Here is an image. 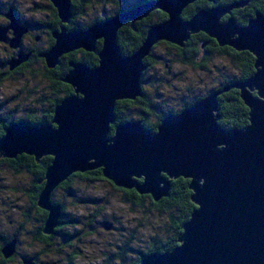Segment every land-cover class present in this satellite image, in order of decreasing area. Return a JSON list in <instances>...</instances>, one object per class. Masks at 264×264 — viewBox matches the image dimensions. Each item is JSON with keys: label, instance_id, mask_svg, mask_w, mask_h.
<instances>
[{"label": "water", "instance_id": "water-1", "mask_svg": "<svg viewBox=\"0 0 264 264\" xmlns=\"http://www.w3.org/2000/svg\"><path fill=\"white\" fill-rule=\"evenodd\" d=\"M51 1L67 23L72 0ZM197 1L157 0L97 22L85 32L54 34V46L43 55L48 69L77 50L97 53L98 66L70 63L62 82L74 94L55 108L52 122L42 126L17 122L0 138V157L27 155L38 162L52 157L38 200L39 208L48 212L44 234H51L61 217L60 206L51 202L54 190L76 173L102 169L114 186L150 195L155 202L168 196L170 179L182 177L190 180L191 200L197 207L184 224L179 247L149 254L141 264H264V14L257 13L242 27L233 18L222 22L233 9L244 6L236 3L183 19V11ZM155 10L165 13L167 20L153 26L141 48L125 59L116 41L118 31ZM201 32L220 47L252 54L255 76L211 92L179 115L167 116L155 134L138 125L118 124L110 138L115 104L142 95L143 60L151 48L160 40L184 47ZM98 41L103 42L101 51L96 49ZM22 61L11 62V70ZM232 88L240 91L249 109V124L225 130L218 124V97ZM15 240L3 248L5 259L15 253Z\"/></svg>", "mask_w": 264, "mask_h": 264}, {"label": "rangeland", "instance_id": "rangeland-1", "mask_svg": "<svg viewBox=\"0 0 264 264\" xmlns=\"http://www.w3.org/2000/svg\"><path fill=\"white\" fill-rule=\"evenodd\" d=\"M127 1L131 4L134 3L133 0ZM98 2L99 0H91L89 5L85 7L81 19H77L80 25L91 24L97 17H112L114 9ZM237 3H241V1ZM230 5L232 4H226V6ZM243 9L242 7L232 11H241ZM122 13L125 12L118 14ZM130 24L131 27L134 26V23ZM202 46L201 50L204 49V45ZM74 52L89 53L84 50ZM211 53L215 56L213 52ZM152 54L157 57L164 56V60L153 64L149 72H146L147 83L142 85V92L144 90L151 94L157 91L158 94L152 101L160 106L162 110L171 107L177 109L180 102L195 100L199 96L204 99L211 92L222 91L226 87L221 88L224 76L235 77L237 74V71L235 72L231 65L227 64L224 57L215 56L206 63L205 67L192 68L180 64L181 52L166 44L157 46L155 50L153 49ZM39 73L38 75L37 73H27L28 82L25 84L15 83L14 85L13 83H7L2 85L3 87L0 91V120L5 117V114L14 115L18 119L24 117L25 114H29L31 110H43L44 105L35 102L39 98H41V102H45L46 96L41 97V95L45 94L43 93L45 89L48 91L49 82L43 75L44 71ZM156 77L160 81L157 82L155 80ZM236 79L235 83L241 81L237 76ZM235 83L229 85L232 86ZM18 89L26 90L23 93L24 95L33 90L34 95L30 98H28L29 96H23L19 100L12 99L11 96L16 94ZM231 90H235V88ZM231 90L222 94H227ZM8 100L10 101L7 103ZM188 107H185V109ZM181 109H183L182 106ZM135 112V109H130L127 114L131 116ZM155 113L158 114V111L156 110ZM112 130L109 133L110 138L115 134V128L113 132ZM47 157L52 159L50 156ZM92 172L84 173L90 175V181L76 177L72 181L70 191L68 189L60 190L57 191L55 196V199L60 201V208L64 209L66 214L64 218L63 216L60 218L63 221V225L60 222V231L68 234V236L60 235V238L56 237L51 241L40 243L34 240L32 235L35 230L28 223H25V230L20 231L21 234H18L19 240L18 238L17 241L15 240V249L18 254L14 253L10 258H15L7 264H24V261L33 262V260L36 261V264H119L118 260H121L119 255L123 256L121 262L124 261V263L122 264H131L135 260V252L146 251L148 245L152 243L153 237L158 236L162 239L168 235L166 228L170 225L169 216L164 213L160 214L151 206V201L155 202L154 199L150 197V199L143 200V208L138 205L139 203L135 205L128 201L122 188L111 186V183L103 174V180L95 179ZM33 179L30 173L25 170L17 172L8 163H2L0 166V217H2L0 222L3 223L1 224L2 228L0 226V235L10 236L7 232L12 230L13 234H15L18 229L17 226L27 221L26 212L31 205L27 191ZM5 222L7 227H5ZM32 222L34 223L33 220ZM106 225L111 227L107 229L105 228ZM14 239L15 236L10 242ZM46 243L54 244L47 247ZM28 249H31V251H28Z\"/></svg>", "mask_w": 264, "mask_h": 264}, {"label": "trees", "instance_id": "trees-1", "mask_svg": "<svg viewBox=\"0 0 264 264\" xmlns=\"http://www.w3.org/2000/svg\"><path fill=\"white\" fill-rule=\"evenodd\" d=\"M124 1V2H123ZM120 0V12H124L127 10H133L134 6H138L141 1L138 3H128L125 0ZM238 1H247L248 5L241 11H232L229 15H227L224 19H222V22H225L227 19L234 18L238 22V24L246 25L249 23V21L255 17L256 13H263L264 12V0H198L194 4L188 6L182 13V17L185 20L191 19L198 11L200 10H209L211 8H215L217 6L226 5V4H232ZM131 2V1H130ZM100 4L108 5L114 9V12L117 13V8L119 7V0H99ZM83 8V6L81 7ZM103 17V18H102ZM97 17L94 22L97 21H103L104 19H108V16L104 17ZM163 20V21H162ZM167 20V15L161 11L155 10L153 11L147 18H144L140 22H138L135 25L136 30H133L130 27V23L126 22L125 25L118 31V45L122 50V54L124 56H131L134 52L137 51L138 48H140V45L144 43L146 33L149 30V28L155 26L156 24H160ZM83 27V26H82ZM125 27V28H124ZM211 38L208 37L205 33H200L198 35L191 36L190 39L184 44V49L181 50V58L179 59V63L192 67V68H201L205 67L206 63L211 61L213 52L215 56L224 57L227 61V64L231 68L234 69V71H237V74L235 77H228L224 76L223 78V84L221 88L224 86H228L229 84H234L237 79L236 76L241 79L240 82H243L247 79H249L251 76L255 74L254 69V63H255V57L250 54L247 51L243 52H237L229 47H219L216 45L214 41L211 42ZM143 42V43H142ZM102 42L98 43V46ZM162 44H166L169 47H173L170 45V43H162L160 42L157 45H154L152 47L151 56L146 58L144 60V65L147 66V70L152 68V65L160 62L157 59V56L153 53V49L155 50L157 46H161ZM202 45H204V49L201 50ZM209 46V47H208ZM132 50V51H131ZM97 55V54H96ZM93 53H84V52H74L71 55V59H73L74 62L84 63L89 67H96L98 64V56H96ZM154 57V58H152ZM190 61V62H189ZM68 60L61 59L59 66L54 69H47L45 66V73L43 74L46 79H48L49 86L48 91L45 89L43 93L46 99L45 102H36L38 104L41 103V105H44V108H42V113L37 115H28L26 117H21L16 119V122H25L27 124H30L32 126H42V125H49L52 122L55 108L61 103V101L69 96L73 95V91L71 87H68L66 85H62L60 80L62 76H64L68 69V66L66 63ZM202 62V63H201ZM234 67V68H233ZM8 69V68H7ZM8 71V70H7ZM147 72V71H146ZM32 74H35L33 70L31 71ZM40 74L37 72V75ZM5 73H0V89L5 82ZM142 85H145L147 83V75L144 74L142 76ZM232 78V79H231ZM13 83H22L18 80L14 81L10 79L8 81V84ZM60 84L62 85V88L60 89ZM26 92V90L22 89L19 90L16 94L12 95L11 98L15 100H19L23 96H29L30 98L32 95H34V91L31 90L30 92H27L26 95L23 93ZM143 92H145L143 90ZM148 93V92H147ZM149 94V93H148ZM158 92L151 93L149 96V100H146V95L144 97H141L139 99H136L133 102L130 101H119L116 104L115 107V116H116V123L112 125V132L114 131V128L118 124H122L125 122H138L144 126L145 129L156 132L157 127L159 126L158 123H161L162 118L165 115L156 116L154 113L152 116L149 115L150 110L149 106H151L153 103L152 99L156 97ZM240 92L238 90H231V92H228L227 94H222L219 97V111H218V124L223 127L225 130L229 129H241L245 127L248 124V108L245 106L244 102L240 98ZM41 99V98H40ZM14 100V101H15ZM197 102L201 101V97H196L195 99ZM10 100L7 101V103ZM190 103H186L183 105V107L191 106ZM147 105V106H146ZM130 109H135V113L131 114V116H128L127 112ZM161 117V118H160ZM160 118V120H158ZM2 122V119L0 120ZM7 122L0 123L1 124V132H0V138L4 136L5 129H7L12 124H5ZM9 124V125H8ZM14 124V123H13ZM51 158L45 157L40 159V161H36V159L32 156L27 155H21L18 156L16 159H6L3 156L0 157V166L2 163H8L10 167H12L15 171L19 172L22 170H25L26 172L30 173L33 176V182H31V185L29 186V190L27 191V195L29 198V202L31 203L30 207H36V211L34 212L37 215V222L39 223V226L36 227L35 231L38 233L43 232L44 224L48 215V212L43 209H40L38 206V200L41 191L44 187V179H45V173H46V167L50 164ZM95 179L103 180L101 169L96 170L92 172ZM91 173V174H92ZM88 174H75L70 176L66 181L63 182L62 185L68 184L67 188L68 191H70L72 186L73 179L77 178H83L86 177ZM42 182V183H41ZM110 184V183H109ZM189 184L190 181L179 178L175 179L171 182V189L169 191V195L166 198H163L160 202H152L151 206L154 207L160 214H168L169 223L170 225L167 226L166 232L168 235L164 238H159L158 236H155L152 238V243H150L147 247L146 251H137L135 260L131 264H140L145 256H148L152 253H158L163 254L166 252L172 251L174 248L178 246V240L183 232V226L186 222L190 220V217L196 208L195 204H193L191 200L192 192L189 190ZM113 186V184H110ZM57 189V188H56ZM56 189L54 190L56 192ZM123 193L126 195L128 201H131L133 204H138L142 208L144 207L142 202L145 199H150V197L145 195H139L135 190H122ZM54 192V193H55ZM53 195V194H52ZM54 199V196H53ZM51 202L53 205L60 206V203L52 200ZM174 212L172 214V212ZM35 215V216H36ZM65 215V211L61 209V217ZM66 216V215H65ZM60 217V218H61ZM27 218V217H26ZM58 221V225H60V222H62L61 225H63L62 219ZM34 222L36 220L32 219ZM29 222V219L27 218V221ZM67 222V221H66ZM71 222V221H69ZM25 223V222H24ZM58 225L54 227L53 232L51 234H45L51 236V240L55 239L56 237L60 238L61 236H68V234L63 233V231H60ZM26 226V224L24 225ZM31 227V225H30ZM32 228V227H31ZM58 231V233H57ZM57 233V234H56ZM44 234V233H43ZM56 234V235H55ZM20 235V234H19ZM18 231L11 236L10 238H3L1 241V244L4 246L5 244H8L13 237H17L19 240ZM54 244V243H52ZM52 244H45L47 247L51 246ZM3 246L0 247V264H7L8 262L13 261V258L5 259L2 250ZM119 257L123 258V256L119 255ZM24 260V259H23ZM121 260H118L119 264L124 263V261L121 262ZM32 264H36V261L33 260Z\"/></svg>", "mask_w": 264, "mask_h": 264}, {"label": "flooded vegetation", "instance_id": "flooded-vegetation-1", "mask_svg": "<svg viewBox=\"0 0 264 264\" xmlns=\"http://www.w3.org/2000/svg\"><path fill=\"white\" fill-rule=\"evenodd\" d=\"M90 1L91 0H72L71 1V10H70L71 17L67 23H63L61 21V19L59 18L57 7L54 5V3L51 0H46V2H44V0H40V2H37V0H31V7L30 8L24 6V4L27 2V0H23V2H22V0H0V31H1L0 36H2V38L0 39V73H2V72L5 73V76H4L5 82L3 84H7L10 79H12L14 81L18 80L19 82H22L23 84H25L28 82V78H26V74L27 73L32 74L31 73L32 70L34 73L41 72V71H44V73H45L46 61H45L43 55H45L54 46V44H55L54 34L60 33L61 29L64 28V29H66L67 32H76V31L85 30V28L88 29V28H90V26H93L95 23L101 22V21L94 22V20L96 19L95 18L92 21L93 23H91V24L86 23V24L80 25L78 23L77 19H81V15L84 13L85 7H87L89 5ZM121 1H123V0H121ZM125 1L127 2V0H125ZM133 1L134 2L141 1L138 6H135L137 8V7L142 6L146 3H151V2H154L157 0H133ZM235 3H237V2H235ZM232 4H234V3H232ZM241 4H244L243 8H245L248 5V2L247 1H241ZM82 6H83V8H81ZM127 11H130V10L126 9L124 12H127ZM261 14H264V13H261ZM116 15H118V13L114 12L112 17H114ZM112 17H110V18H112ZM225 17H223V19ZM234 20H236V19H234ZM237 24H238V22H237ZM238 25L241 26L240 24H238ZM247 25L248 24L242 25V26H247ZM198 34H200V33H198ZM198 34H195V35H198ZM192 36H194V35H192ZM99 42H102V41H98L96 43L97 48H101L102 43L98 46ZM211 42H212V40H211ZM214 42L216 43V41H214ZM170 45H172V44H170ZM216 45H217V43H216ZM172 46H173L172 47L173 49H175L176 51H179V52H181V50L184 49V47H185V46L184 47H178L175 45H172ZM98 50H100V49H98ZM72 53L69 54V56L65 55L61 58V59L64 58L65 60H68L67 66H68L69 70L67 71V73L71 70L70 63H79V62H74L73 59H71ZM93 54H97V53H93ZM210 54H212V53H210ZM167 56H169V55L167 54ZM163 57L164 56H158L157 59L159 61H161V60H164ZM212 57H214L213 54H212ZM61 59H60V61H61ZM20 60H23V61L20 62L13 70H11L10 63L11 62H18ZM58 66H59V64L54 68V70ZM90 68H95V67H90ZM47 69H48V67H47ZM146 71L149 72V70H147V68H146L145 71L143 72L142 76H144V74H146ZM65 75L62 76L60 82L63 86L66 85L68 87H71L68 84L62 82V79L65 77ZM163 79H165V78H163ZM155 80L157 82L159 81L156 78H155ZM2 87H1V89H2ZM61 88H62V86L60 87V89ZM1 89H0V91H1ZM19 90H21V89H18V91ZM72 91H73V89H72ZM73 93H74V91H73ZM143 94L144 95L142 97H144L146 95V100L150 99L149 98L150 94L148 95L147 92H143ZM43 96H44V94L41 95V97H43ZM207 96H205V97H207ZM37 101L40 102L41 99L39 98V99H37ZM130 102H133V101H130ZM190 102H191V100L188 102L187 101L180 102L177 109L171 107L168 109L165 108L163 110L160 108V106H158L154 103H151L152 107L149 106V109L151 112V113H149V115L152 116L153 113L155 114L156 110L158 111V114L156 115L157 117L161 116V115H165V117L169 116L171 114L175 115V114L179 113L180 111H182L181 106L183 107L184 104L190 103ZM156 106H158V107H156ZM41 113H42V110L41 111L38 109L36 111L31 110V111H29V114H27V115L25 114L24 117H26L28 115L32 116V115H37V114H41ZM160 118H158V119H160ZM16 119L17 118L14 115L5 114V117L2 118V122H0V123L7 122L9 124H13V123L15 124V123H17ZM116 121H117V119H116ZM7 123H5V124H7ZM0 128H1V124H0ZM0 132H1V129H0ZM82 180L90 181V175L88 174V175H86V177L84 176V178H82ZM67 186H68V184H65L62 186L59 185L56 189V192L55 191H54L55 193L53 192L52 200L57 201V199H55L57 191H60V190L63 191L64 189L67 188ZM53 196H54V199H53ZM57 202L60 203V201H57ZM35 209H36V207H34V208L29 207V210L26 212L27 213L26 217L29 219V222H25V223H28L29 225H31L32 229H34V230L36 229L37 226H39V223L36 220L37 215L34 213L36 211ZM65 215H63V218L65 217ZM32 219H34L36 221L33 223ZM25 223L22 222L20 225L17 226L18 234H21L20 231L25 230V226H24ZM1 224H3V223L0 222V226H1ZM59 226L60 225H58V227ZM1 228H2V226H1ZM63 228H64V226H63ZM59 229H60V227H59ZM7 233L10 236L0 235V241L4 237L10 238L13 234V230L11 232H7ZM57 233H58V231H57ZM32 235L34 237V240L39 241L40 243L51 241V236L45 235V234H43V232L37 233L36 231H34V232H32ZM15 254H18L17 250L15 251Z\"/></svg>", "mask_w": 264, "mask_h": 264}, {"label": "bare ground", "instance_id": "bare-ground-1", "mask_svg": "<svg viewBox=\"0 0 264 264\" xmlns=\"http://www.w3.org/2000/svg\"><path fill=\"white\" fill-rule=\"evenodd\" d=\"M147 4H148V3H146V4L142 5V6H139V7H137V8L134 6L133 10H136V9H138V8H140V7H143V6L147 5ZM211 9H214V8H211ZM200 11H202V10H200ZM263 13H264V12H263ZM224 17H225V16H224ZM182 18H183V17H182ZM189 19H190V18H189ZM162 21H163V20H162ZM138 22H140V21H136V22L134 23V27H135V25H136ZM63 23H64V22H63ZM247 24H248V23H247ZM130 27H131V26H130ZM124 28H125V27H124ZM151 29H153V27L149 28V31H150ZM62 30H64V31L62 32L64 35H67V34H70V33H71V32H67L66 29H64V28L61 29V31H62ZM86 30H87V29L85 28V30H81V31H79V32H85ZM149 31H148V32H149ZM148 32H147V33H148ZM147 33H146V36L148 35ZM201 33H202V32H201ZM117 38H118V36L116 37V41H117ZM145 38H146V37H145ZM210 40L213 41V39H210ZM159 42H162V43H168V42H164L163 40H160V41H158L157 43H159ZM117 43H118V41H117ZM142 43H143V42H142ZM157 43H156V44H157ZM156 44H155V45H156ZM142 45H143V44H142ZM142 45H140V48H141ZM102 46H103V42H102V44H101V48H97V47H96V49H97V50L100 49V51H101V50H102ZM140 48H138L137 51H138ZM120 49H121V48H120ZM151 49H152V48H151ZM98 51H99V50H98ZM131 51H132V50H131ZM137 51H136V52H137ZM241 52H242V51H241ZM148 53H149V54H148V56H147L146 58H148L149 56H151V55H150L151 50H150V52H148ZM69 54H71V53H69ZM95 55H96V54H95ZM121 55H122L125 59L129 57V56H124V55L122 54V50H121ZM68 56H69V55H68ZM96 56H97V55H96ZM131 56H132V55H131ZM214 57H215V56H214ZM146 58H145V59H146ZM149 58H150V57H149ZM152 58H154V57H152ZM145 59H144V60H145ZM64 60H65V59H64ZM144 60H143V63H144ZM72 62H73V61H72ZM189 62H190V61H189ZM66 63H68V62H66ZM254 64H255V63H254ZM67 65H68V64H67ZM97 66H98V65H97ZM159 66H160V65H159ZM254 66H255V65H254ZM145 69H146V67H145ZM145 69L143 70V72L145 71ZM254 69H255V68H254ZM157 70H158V69H157ZM196 70H197V69H196ZM143 72H142V75H143ZM255 74H256V69H255ZM255 74H254L253 76H255ZM178 76H179V75H178ZM251 77H252V76H251ZM251 77H250V78H251ZM233 78H234V77H233ZM156 79L159 80V78H157V77H156ZM231 79H232V78H231ZM247 80H248V79H247ZM247 80H246V81H247ZM159 81H160V80H159ZM246 81L239 82V83H244V82H246ZM189 82H190V81H189ZM236 84H238V82L235 83V85H236ZM166 86H167V85H166ZM232 86H233V85H232ZM71 88H72V87H71ZM72 89H73V88H72ZM73 91H74V89H73ZM230 92H231V91H230ZM73 94H74V93H73ZM163 94H164V93H163ZM143 95H144V94H143V92H142V95L139 96L137 99H139V98L142 97ZM148 95H149V94H148ZM208 96H209V95H208ZM208 96H207V97H208ZM207 97H205V98H207ZM240 98H241V97H240ZM135 100H136V99H135ZM135 100H131V99L129 98V99L126 100V101H135ZM202 100H203V99H202ZM191 102H192V100H191ZM199 102H200V101H199ZM195 103H197V102H195ZM195 103H194V104H195ZM116 104H117V103H116ZM116 104H115V105H116ZM194 104H193V105H194ZM146 106H147V105H146ZM191 106H192V104H191ZM115 107H116V106H115ZM151 107H152V106H151ZM156 107H158V106H156ZM174 107H175V106H174ZM149 110H150V109H149ZM154 110H155V109H154ZM182 110H185L184 107H183ZM180 112H181V111H180ZM114 114H115V113H114ZM155 115H157V114L155 113ZM166 117H167V116H166ZM166 117L164 116V117L162 118L163 121L166 119ZM158 120H160V119H158ZM163 121H162L161 123H158V124H159L158 127L161 126V124L163 123ZM115 123H116V116H115ZM115 123H114V124H115ZM123 124H126V125H127V124L138 125V126H141L142 129H143L145 132H147V133H150V134H151V133H152V134H155V133H156V132L148 131L147 129L144 128V126H143L142 124H140V123H138V122L131 121V122H125V123H123ZM141 127H140V128H141ZM158 127H157V129H158ZM156 131H157V130H156ZM162 177H166V178H167V175L164 174V173H162ZM180 178H182V177H180ZM175 179H177V178H175ZM178 179H179V178H178ZM183 179H185V178H183ZM141 180H142V179H141ZM172 180H174V178H173V179H170L171 182H172ZM186 180H189V179H186ZM189 181H190V180H189ZM147 196L151 197L150 195H147ZM191 197H192V196H191ZM151 199H152V197H151ZM193 204H195V203L193 202ZM195 206H196V204H195ZM196 207H197V206H196ZM110 227H111L110 225H106L105 228L108 229V228H110ZM183 228H184V226H183ZM177 247H179V246H177ZM177 247H176V248H177ZM174 249H175V248H174ZM174 249H173V250H174ZM173 250H172V251H173ZM140 264H141V263H140Z\"/></svg>", "mask_w": 264, "mask_h": 264}, {"label": "clouds", "instance_id": "clouds-1", "mask_svg": "<svg viewBox=\"0 0 264 264\" xmlns=\"http://www.w3.org/2000/svg\"><path fill=\"white\" fill-rule=\"evenodd\" d=\"M22 2H23V0H22ZM37 2H40V0H37ZM44 2H46V0H44ZM24 6L25 7H31V0H27V2L24 4ZM120 8H121V5H120V0H119V7L117 8V13L120 11ZM233 38H235V35H234V37ZM138 83H139V81H138ZM196 102V100H192V105L194 104ZM184 110H182L181 112H179V113H177V114H175V115H179V114H181L182 112H183ZM5 137V136H4ZM221 146V145H220ZM200 183L201 184H203V180H201L200 181ZM0 220H2V217H0ZM5 227H7V224H6V222H5ZM3 245L2 244H0V247H2ZM28 251H31V249H28ZM86 251H87V249H86Z\"/></svg>", "mask_w": 264, "mask_h": 264}]
</instances>
